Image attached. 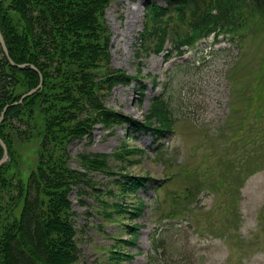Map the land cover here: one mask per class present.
<instances>
[{
	"label": "trees",
	"instance_id": "trees-1",
	"mask_svg": "<svg viewBox=\"0 0 264 264\" xmlns=\"http://www.w3.org/2000/svg\"><path fill=\"white\" fill-rule=\"evenodd\" d=\"M113 1L120 0H1L0 29L9 54L15 63L27 64V67L20 69L12 65L0 44V114L5 105L36 88L41 76L43 81L36 93L21 104L9 106L0 125V138L9 154L8 162L0 166V264L78 262L77 229L72 218L75 212L69 194L80 183L91 186L96 192L103 206L99 213L105 220L131 217L130 223H125L129 238L120 242L134 244L139 237L140 224L133 220L145 207L138 191L151 185L157 190L164 189L171 181L172 175L155 179L149 173H129L125 165L113 170L109 163L111 156L126 163L128 157L145 153L142 148H131L126 143L113 154L81 155L84 171L73 169L69 164L67 145L76 139L91 138L98 125L113 131L124 127L127 133L144 131L157 142L179 128L181 116L174 115L166 96L161 94L152 97L149 112L142 119L106 105L105 98L119 85L129 86L135 81L141 95L147 88L141 70L130 74L109 65L111 31L106 23V10ZM143 5L136 56L151 52L165 53V57L170 58L173 51L182 54L185 48H194L213 36L215 42L237 45L240 49L237 58L245 60L242 53L246 42L257 33L264 36V0H164L163 3L144 0ZM169 42L171 47L167 48ZM32 65L39 72L32 69ZM250 77L249 99L254 98L262 108L254 112L248 109L245 113H254L260 120L256 127L247 129L244 119L241 130L245 132L231 135L225 142L229 148L237 144L240 150L247 143L264 147V119L259 115L264 108V58L253 68ZM153 82L156 88L159 81L154 77ZM256 134L259 137L255 138ZM237 135L242 136L243 141L239 142ZM32 139L38 140L37 163H32L26 177L21 170L14 174L13 169L20 166L16 144ZM223 152L216 155L220 159L228 156ZM3 154L0 145V159ZM165 154L163 145H158L157 157L168 164ZM227 158L223 165H235L237 172H241L245 166L241 159ZM218 160L215 159L219 168ZM93 171L120 178L108 188H95L97 182L88 177ZM252 172L254 169L240 173V179H232L235 173L227 177L229 191L237 187L235 182L242 183ZM197 180L190 178L188 184L191 185L184 191L172 192L175 198L165 211L167 217L181 216L188 211L187 207L191 210L190 204L200 191L201 183ZM220 193L221 197L226 195V192ZM107 196L119 199L109 201ZM129 196L136 197L137 202L127 204L125 197ZM238 200L239 192L226 202L236 207ZM160 241L153 239L147 253L148 264L161 263L160 255L166 246ZM110 258L116 261L132 258V255L113 247Z\"/></svg>",
	"mask_w": 264,
	"mask_h": 264
},
{
	"label": "rangeland",
	"instance_id": "rangeland-1",
	"mask_svg": "<svg viewBox=\"0 0 264 264\" xmlns=\"http://www.w3.org/2000/svg\"><path fill=\"white\" fill-rule=\"evenodd\" d=\"M143 3L144 0L113 1L106 10V23L111 31L109 65L130 74L141 70L146 91L141 95L134 81L129 86L115 87L105 101L109 107L142 119L149 112L152 97L166 96L174 115L181 116L178 130L159 143L163 144L169 163L165 164L157 157L158 144L154 136L144 131L129 130L127 133L124 127L113 131L98 125L91 138L70 142L67 152L71 168L84 171L81 155L113 154L126 143L131 148H142L145 153L128 157L126 163L111 156L109 163L113 170L125 165L129 173H149L155 179L172 175L171 181L164 189L154 190L151 185L138 191L145 208L133 220L141 228L134 244L120 242V239L129 238L125 223H130L131 217L105 220L99 213L103 206H100L93 188L83 183L75 186L69 199L75 212L72 218L80 252L76 264H148L145 255L150 251L154 238L161 239V245L167 247L160 255V264H264V147L258 144L247 148L252 152L246 155L249 161L244 158L245 166L241 172H237L235 165H223L224 160L227 163V157L238 159L242 154L235 145L227 146L228 138L245 132L241 130L245 120L247 129L256 127L260 120L254 113H247L243 121V114L248 109L254 112L262 108L248 95L252 82L250 73L264 58V36L257 33L246 42L242 53L245 60L237 58L240 51L237 45L213 43L212 36L183 54L173 51L170 60L164 53L143 52L136 56V42L143 25ZM170 45L169 42L167 47ZM148 73L151 76H147ZM154 77L159 81L156 88ZM259 115L264 119V108ZM237 137L239 142L244 139L240 135ZM37 147L38 140L35 139L16 144L20 166L13 169L14 174L21 170L25 173L23 177L28 175L32 163H37ZM221 151L228 156L223 155L224 158L220 159L216 153ZM215 159H219V169ZM257 163L263 164L242 183L235 182L239 185V200L236 207L230 206L227 198L233 199L238 188L233 186L229 191L226 178L235 173L237 175L232 179H240V173L255 168ZM88 177L97 182L95 188L103 189L120 178L100 171L89 172ZM195 177L201 183L198 191L203 188L190 204L191 210L187 207L183 217L176 220L165 219V211L175 198L172 192L184 191L187 185H191L188 180ZM220 192H226V195L221 197ZM118 199L107 196L109 201ZM125 202H137V198L125 197ZM113 247L130 253L132 258L112 260Z\"/></svg>",
	"mask_w": 264,
	"mask_h": 264
},
{
	"label": "water",
	"instance_id": "water-1",
	"mask_svg": "<svg viewBox=\"0 0 264 264\" xmlns=\"http://www.w3.org/2000/svg\"><path fill=\"white\" fill-rule=\"evenodd\" d=\"M0 3H1V0H0ZM0 44L2 46V49H3L4 53H5V55L7 56V58L9 59V61H10V63L12 65L17 66L20 69H23V68L27 67V64H17V63H15L12 60V58H11V56L9 54V50H8L7 45H6L5 39H4L3 35H2L1 29H0ZM31 68L34 69L35 71L39 72V70H38V68L36 66L32 65ZM42 81L43 80H42V76H41V81H40L39 85L36 88H33L30 91L24 93L18 101L13 102L11 104L8 103L7 105H5L3 111L0 114V125H1V123L3 121V119H4L5 113H6L7 109L9 108V106L21 104L24 101L25 98H27L28 96H31L34 93H36L42 87ZM0 145L4 149L3 157L0 159V166H1L9 159V154H8L7 145L5 144V142L1 138H0Z\"/></svg>",
	"mask_w": 264,
	"mask_h": 264
}]
</instances>
